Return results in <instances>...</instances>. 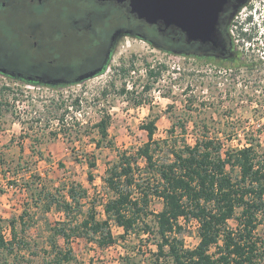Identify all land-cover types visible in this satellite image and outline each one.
Returning a JSON list of instances; mask_svg holds the SVG:
<instances>
[{"label":"rangeland","instance_id":"1","mask_svg":"<svg viewBox=\"0 0 264 264\" xmlns=\"http://www.w3.org/2000/svg\"><path fill=\"white\" fill-rule=\"evenodd\" d=\"M255 9L258 12L253 15L252 26L255 31L261 29L259 37L264 35V0H252L229 24V33L237 44L231 61L166 56L144 40L126 37L108 68L69 86L34 83L0 72V89L5 94L0 96V233L5 239L11 238L9 220L27 209L25 223L16 225L17 234L26 239V244L13 253L0 249V264L52 263L51 228L65 215L55 207L45 211L44 203L39 207L32 203L28 186L35 181L51 190L59 188L62 194L67 193L71 182L81 183L88 196L83 199V211L73 213L75 219L83 220L89 210L105 218L104 203L113 192L103 177L121 152L136 154L148 142L143 126L150 121H155L157 128V160L172 158V147L195 144L204 136L220 139L225 150L245 145L247 138L256 137L264 143V63L252 64L264 51L258 49V38L251 44L238 31ZM0 62L26 72L34 67L26 59ZM149 68L160 74L149 75ZM4 86L10 89L3 90ZM102 117H109L108 139L113 143L98 147L96 123ZM94 157L97 165L91 168L89 162ZM139 164L143 169L146 161L139 159ZM141 172L143 176L149 174ZM38 177L41 180H36ZM163 206V199L152 197L149 211L159 212ZM146 219L155 224L153 213ZM181 224L179 235L185 245L196 246L199 221L181 218ZM229 225L235 227L236 220H230ZM139 228L123 238V228L112 221L116 242L107 247L99 246L97 239L89 236L73 238L69 264L153 263L158 239L154 234H138ZM256 232L264 241V222ZM58 241L61 247H67L62 237Z\"/></svg>","mask_w":264,"mask_h":264},{"label":"trees","instance_id":"2","mask_svg":"<svg viewBox=\"0 0 264 264\" xmlns=\"http://www.w3.org/2000/svg\"><path fill=\"white\" fill-rule=\"evenodd\" d=\"M253 17L250 13L240 25L239 36L251 44L258 38L261 43L258 49L263 52L264 35L259 37L261 29L255 31ZM232 43L236 46L233 39ZM257 63H264V55L252 62L253 65ZM148 73L151 76L160 74L155 68H149ZM4 89L10 87L4 86ZM3 95L0 89V96ZM96 127L100 134L96 142L98 147L113 143L108 139L109 117H102ZM143 128L148 132V142L136 154H129L127 150L121 152L119 160L109 166L103 177L113 192L104 203L105 218H98L95 210H89L83 220L75 219L73 213L83 211V199L88 196V190L81 183L71 182L66 194L37 181L28 186L33 204L39 207L44 203L45 211L55 207L65 215L64 220L51 228L54 251L51 264L70 263L73 254L69 244L75 237L97 239L101 247L115 243L112 221L123 228V238L139 227L138 234L157 237L158 251L151 264H166L163 258L172 264H264V241L256 234L264 222V143L261 139L247 138L245 145L225 150L220 139L204 136L196 139L195 144L172 147V158L157 160L155 121L144 124ZM139 159L146 161L143 169ZM89 165L96 167L95 157ZM142 170L148 171V176H143ZM89 177L94 179L91 173ZM152 197L164 201L159 212L149 211ZM25 213L26 208L18 217L9 220L11 238L7 240L0 233V249L13 253L26 244V239L16 232L17 223H25ZM150 213L155 216L154 225L146 219ZM181 218H194L200 223V240L194 247H187L179 235L183 229ZM232 219L236 220L235 227L229 225ZM59 237L67 247L59 245ZM214 246L216 250L212 251Z\"/></svg>","mask_w":264,"mask_h":264},{"label":"flooded vegetation","instance_id":"3","mask_svg":"<svg viewBox=\"0 0 264 264\" xmlns=\"http://www.w3.org/2000/svg\"><path fill=\"white\" fill-rule=\"evenodd\" d=\"M173 1L169 19L160 16L150 23L132 12L131 0H0V60L26 59L34 65L26 72L0 62V72L34 83L69 86L108 68L126 37L144 40L166 56L235 59L228 27L252 0H225L223 5V0H208L219 11L216 42L193 38L187 25L179 24L174 13L178 0ZM68 51L73 53L67 55Z\"/></svg>","mask_w":264,"mask_h":264},{"label":"water","instance_id":"4","mask_svg":"<svg viewBox=\"0 0 264 264\" xmlns=\"http://www.w3.org/2000/svg\"><path fill=\"white\" fill-rule=\"evenodd\" d=\"M224 1L221 5L224 4ZM174 4L173 0H131L132 12L137 13L140 18H144L150 23H154L160 16L169 19ZM212 5L213 2L208 0L203 2L194 0L188 5L184 4L183 0H178L174 13L178 15L181 26L187 25L193 38L216 42L219 11L213 9Z\"/></svg>","mask_w":264,"mask_h":264},{"label":"clouds","instance_id":"5","mask_svg":"<svg viewBox=\"0 0 264 264\" xmlns=\"http://www.w3.org/2000/svg\"><path fill=\"white\" fill-rule=\"evenodd\" d=\"M258 9H255V11H251L250 13H253V15H255L258 11ZM259 12H261V10H259Z\"/></svg>","mask_w":264,"mask_h":264},{"label":"built area","instance_id":"6","mask_svg":"<svg viewBox=\"0 0 264 264\" xmlns=\"http://www.w3.org/2000/svg\"><path fill=\"white\" fill-rule=\"evenodd\" d=\"M197 220V219H196ZM200 224V223H199Z\"/></svg>","mask_w":264,"mask_h":264}]
</instances>
